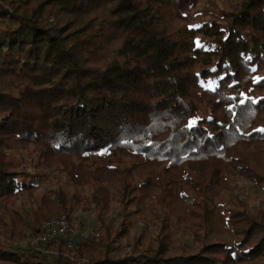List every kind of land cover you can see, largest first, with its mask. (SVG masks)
<instances>
[{
  "label": "trees",
  "instance_id": "obj_1",
  "mask_svg": "<svg viewBox=\"0 0 264 264\" xmlns=\"http://www.w3.org/2000/svg\"><path fill=\"white\" fill-rule=\"evenodd\" d=\"M219 2L0 0V264H48L13 243L76 208L100 251L53 264H264V210L225 196L231 176L264 186V0ZM41 169L88 195L52 189L22 216Z\"/></svg>",
  "mask_w": 264,
  "mask_h": 264
},
{
  "label": "rangeland",
  "instance_id": "obj_2",
  "mask_svg": "<svg viewBox=\"0 0 264 264\" xmlns=\"http://www.w3.org/2000/svg\"><path fill=\"white\" fill-rule=\"evenodd\" d=\"M199 9H209L210 11H215L218 6L223 7L219 0H199ZM26 158L28 157V153L23 152H11L8 153V158L11 160H18V157ZM119 164H124L119 162ZM126 163V165H128ZM40 174V181L37 183L38 187L34 191V194L32 197H28L27 195H21L15 200V207L22 216H28L29 219H32L31 217V211L34 209L35 205L38 203L39 198L46 194L49 190L61 188L67 193L71 194H77L80 196H87L88 191L79 187H74L71 185L66 177L59 173L58 171H52L50 169H41L39 170ZM226 197H235L238 199L243 200L244 202L248 203L249 208L251 211L256 210H264V186L258 187L257 185L249 182L248 180L241 178L239 176H231L230 177V184L228 187V190L225 193ZM114 206V204H113ZM64 218L63 216L55 217V218ZM104 219L106 220L107 225L112 227L113 229H119L122 221L125 219L123 217V214L121 210L117 207H113L111 211L107 214H105ZM54 217L51 219H55ZM71 227L75 229L78 232V236L75 239V246L72 249H63L60 252L63 254V257L65 258L67 255L69 257H72V253H74V249L76 247H82V248H90L92 250V253L94 255L98 254L100 251L99 243L98 245L94 242V235L98 233V223L95 217V213L93 210H81L79 208H76L73 213H71L68 217H65ZM49 220V219H48ZM46 220L41 221L39 224V229L42 224ZM153 229V226L148 224L145 226V224L133 221L132 226L129 228L130 237L136 236L139 233H143L145 235H150L155 232V230L151 231ZM33 237H25L24 239L17 240L13 244L14 249H20L24 252H35L30 249H25L23 247H20V244L22 241H25V239L28 238H34ZM217 238L222 239V236H217ZM2 241V240H0ZM127 241H122L121 244H126ZM179 243L182 244H188L191 245V238L188 235L180 237ZM58 247L55 248H48V253H42L47 255L46 256V262L48 264H53V260L56 259V256L58 254L57 251ZM38 253V252H37ZM74 259V258H73ZM84 261V260H83Z\"/></svg>",
  "mask_w": 264,
  "mask_h": 264
},
{
  "label": "built area",
  "instance_id": "obj_3",
  "mask_svg": "<svg viewBox=\"0 0 264 264\" xmlns=\"http://www.w3.org/2000/svg\"><path fill=\"white\" fill-rule=\"evenodd\" d=\"M78 232L71 227L67 219L55 218L42 222L39 233L34 238L25 239L20 247L30 249L39 253H48V248L62 246L65 249H72L75 246V239ZM100 235H94V242L98 245Z\"/></svg>",
  "mask_w": 264,
  "mask_h": 264
},
{
  "label": "snow or ice",
  "instance_id": "obj_4",
  "mask_svg": "<svg viewBox=\"0 0 264 264\" xmlns=\"http://www.w3.org/2000/svg\"><path fill=\"white\" fill-rule=\"evenodd\" d=\"M261 131H264V129H262Z\"/></svg>",
  "mask_w": 264,
  "mask_h": 264
}]
</instances>
